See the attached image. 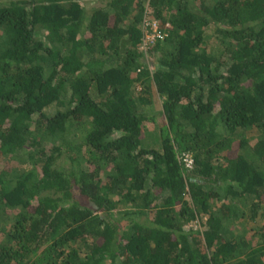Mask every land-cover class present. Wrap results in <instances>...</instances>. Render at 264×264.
<instances>
[{"label": "trees", "instance_id": "trees-1", "mask_svg": "<svg viewBox=\"0 0 264 264\" xmlns=\"http://www.w3.org/2000/svg\"><path fill=\"white\" fill-rule=\"evenodd\" d=\"M86 2L0 0V161L38 166L0 169V264H264V0Z\"/></svg>", "mask_w": 264, "mask_h": 264}, {"label": "rangeland", "instance_id": "rangeland-1", "mask_svg": "<svg viewBox=\"0 0 264 264\" xmlns=\"http://www.w3.org/2000/svg\"><path fill=\"white\" fill-rule=\"evenodd\" d=\"M93 2H86V6H90L91 4H100L103 0H92ZM142 48L139 45L138 46V51L142 52ZM143 58L145 62L149 65L151 68L153 65V59L152 57L148 56L149 52L143 51ZM152 83L150 86V91L151 93L148 95L149 98L151 99V104L145 105L143 107L144 112H146L149 116H153L155 118L154 122L151 121H145V136L144 139L142 140L141 146L144 148H154V149H159V143H158V133H159V127L165 122L163 113H162V105H161V100L154 94V97L152 96ZM140 87L138 84H135L133 87V90L135 93H138ZM57 110V107L55 104H50L48 107L45 108V112L47 115H52L55 111ZM84 129L83 126L80 123H74L71 125V127L67 130L65 133V138L68 139L72 145H77L80 144L81 140V134H83ZM254 143V140L251 141V144ZM51 143L46 144V148L51 147ZM26 150V149H25ZM233 153L235 150L232 151ZM25 152L24 150L22 151H17L16 154L14 153L13 155H7L5 157L1 158L0 161V169L4 168L9 171L11 174L12 181L15 182L17 179V175L19 172L27 173L30 170H37L38 171V166L33 165L32 162L29 160L24 159L25 157ZM67 163V160H66ZM220 201H218L219 204ZM17 210L15 209H10L7 210L6 213L9 215V217H12ZM200 219V218H199ZM205 217H203V220H196L189 224L187 227H193L195 229H201V221L204 222ZM264 226V209L263 207L259 209L258 215L256 216L254 221H251L249 219L243 220L242 225L235 224L231 229H233L235 232H238L244 228L246 231L245 234L252 240L257 241V236L255 233L258 232V229L260 227ZM254 235V236H253Z\"/></svg>", "mask_w": 264, "mask_h": 264}, {"label": "built area", "instance_id": "built-area-1", "mask_svg": "<svg viewBox=\"0 0 264 264\" xmlns=\"http://www.w3.org/2000/svg\"><path fill=\"white\" fill-rule=\"evenodd\" d=\"M141 30L142 41L140 46L143 50H145L149 44H153L155 41L161 40L166 36L165 30L160 27L158 21L150 17V11L147 5L144 7L142 15ZM182 163L184 168L190 169L193 163L191 156L188 154L184 155Z\"/></svg>", "mask_w": 264, "mask_h": 264}]
</instances>
